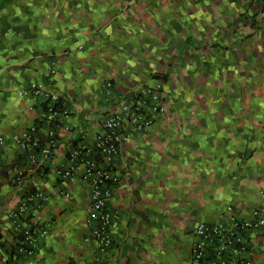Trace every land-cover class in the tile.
Masks as SVG:
<instances>
[{"label":"crops","instance_id":"0c3cea01","mask_svg":"<svg viewBox=\"0 0 264 264\" xmlns=\"http://www.w3.org/2000/svg\"><path fill=\"white\" fill-rule=\"evenodd\" d=\"M31 85L58 97L53 138L40 100L22 94ZM155 89L152 123L98 164L117 179L104 186L112 245L98 256L82 179L92 158L72 155L92 151L105 115ZM0 138V264H193L196 224L221 222L226 206L240 218L264 209V6L0 0ZM26 231L29 255L17 248ZM246 249L264 264V228Z\"/></svg>","mask_w":264,"mask_h":264},{"label":"built area","instance_id":"2783aa9c","mask_svg":"<svg viewBox=\"0 0 264 264\" xmlns=\"http://www.w3.org/2000/svg\"><path fill=\"white\" fill-rule=\"evenodd\" d=\"M257 3L264 6V0H257ZM22 94L30 95L32 100H40L42 114L39 121L48 126L47 136L53 138L55 127L59 123L58 97L38 85H31ZM160 111L159 91L157 89L141 91L135 99L122 102L116 112L102 118L100 125L102 132L96 138L92 151L78 150L72 155L74 160L82 159L86 154L92 158L91 161H85L86 168L82 179L87 182L89 189L86 217L88 236L93 241L98 256L106 254L111 247L110 227L116 220L114 212L107 205L111 199V190L104 186L107 182L111 185L117 182L115 177L110 176L106 169H100L98 164L111 166L128 129L143 131L152 123L153 116ZM2 144L0 138V146ZM33 145L36 146V142H33ZM28 202L26 199L20 204L18 213L27 211ZM223 215L221 222H200L192 230L190 257L193 264H251L245 256L248 254L246 235L264 228V209H254L249 217L240 218L233 214L230 206H226ZM44 234V231L38 233L40 236ZM22 235L17 245L18 251L23 255H29L33 250L34 237L37 233L26 231ZM90 264H99V258H94Z\"/></svg>","mask_w":264,"mask_h":264}]
</instances>
